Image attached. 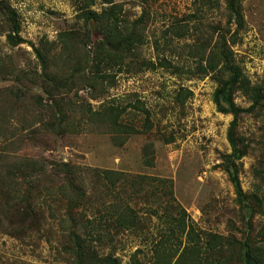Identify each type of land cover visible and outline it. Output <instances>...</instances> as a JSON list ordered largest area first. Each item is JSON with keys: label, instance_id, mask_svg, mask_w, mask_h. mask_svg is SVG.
Segmentation results:
<instances>
[{"label": "rangeland", "instance_id": "1", "mask_svg": "<svg viewBox=\"0 0 264 264\" xmlns=\"http://www.w3.org/2000/svg\"><path fill=\"white\" fill-rule=\"evenodd\" d=\"M117 1L123 3L129 21H135L147 12L148 43L142 49L141 58L117 77L104 97L93 100L88 98L89 92L79 90L63 102L68 108L70 103L88 101L97 109L111 99L140 100L150 112L152 130L146 131L145 123L141 121L140 127L146 134L134 135L123 147H118L110 135L98 130L85 134H58L37 126L21 135L23 144L17 154L46 164L51 175L57 173L54 164L59 162L84 170L93 202L75 210L80 220L85 219L84 212L88 215L96 213L100 205L102 181H97L96 169L126 173L131 179L128 184L139 175L167 181L164 185L147 182L143 191L147 195L134 198L132 206L140 218L137 228L128 231L112 228V240L98 247L103 255L115 253L124 264L138 250L143 263L151 261L149 246L159 238L166 225L152 216L148 208L149 205H154L151 209L158 205L170 207L171 200L165 196L170 190L199 228L238 240L254 239L264 222V104L239 119L236 140L246 153L236 162L241 189L247 196L241 204L230 176L225 172V157L232 154L228 131L234 116L217 110L213 97L218 83L212 75L203 77L193 73L194 61L187 55L179 66L173 61V67L147 70L151 67L147 66L149 63L156 64L163 56L172 59L171 50L165 47L158 50L155 42L162 39L169 26L192 16L199 6L198 0ZM5 3L19 15V35L25 42L18 46H12L7 39L9 26ZM221 3L220 7L206 9L207 25L215 22L223 27V0ZM83 4V0H0V59L7 62L6 69L9 71L8 63L14 60L13 70L18 66L26 75L33 73L36 69L34 48L39 47L41 41L55 43L60 32L71 27H84L78 19ZM242 5L246 29L240 32L242 39L234 46L236 59L252 84L264 92V0H242ZM207 28L193 31L186 43L206 37L199 35L209 33ZM93 39L100 37L93 33ZM184 44L177 43L180 48ZM142 63L145 66L141 68ZM175 67L181 74H175ZM181 88L193 93L184 106L175 101ZM10 92L18 98L27 97L29 93L43 94L41 88L32 86L22 74H0V113L6 116L13 115L14 109H17L15 114L26 110V107L15 105V96L12 103L5 104ZM235 104L243 109L252 106L240 92L235 94ZM131 113L141 115L134 109ZM147 145H151L154 153L153 166L144 164ZM128 184L124 190L113 191L106 201H125ZM38 199L41 222L33 230L20 235L15 230L20 229L18 225L3 228L0 223V264H71L66 250L68 232L62 228L67 211L65 202L59 197L49 198L46 192ZM10 218L17 222L24 220L16 213H11Z\"/></svg>", "mask_w": 264, "mask_h": 264}, {"label": "trees", "instance_id": "2", "mask_svg": "<svg viewBox=\"0 0 264 264\" xmlns=\"http://www.w3.org/2000/svg\"><path fill=\"white\" fill-rule=\"evenodd\" d=\"M221 2L198 0L199 6L192 16L169 26L162 39L155 44L158 50L162 47L171 50L172 59L163 56L158 63H149L147 66L151 67L147 70H156L159 66L173 67V61L179 66L187 55L194 61L193 73L203 77L212 75L218 83L213 97L217 110L234 116L228 131L232 154L225 157V172L230 176L242 204L247 196L241 189L236 162L246 153L236 140L239 119L264 104V92L252 84L236 59L234 46L242 39L240 32L246 29L242 0H223V27L215 22L207 25L206 9L220 7ZM83 3L78 19L84 27H71L60 32L55 43L41 41L39 47L34 48L36 69L33 73L26 75L18 66L13 70L14 60L8 63V71L7 62L0 59L1 75L22 74L24 80L41 88L44 94L29 93L27 97L18 98L10 92L9 101L5 104L12 103L15 96V105L26 107V110L15 114L17 109H14L11 116L0 113V223L3 228L18 225L20 229L15 230L20 235L36 228L41 222L36 201L46 192L49 198L59 197L67 207L62 228L68 232L66 250L71 264H124L115 253L103 255L98 247L112 240V228L122 231L137 228L140 218L132 206L134 198L145 194L143 191L147 182L164 185L167 181L139 175L128 184L131 179L126 173L96 169L95 177L97 181H102V196L98 198L100 205L96 213L88 215L86 211L85 219L80 220L75 210L93 202L84 170L59 162L54 164L57 173L51 175L46 164L17 154L23 144L21 135L37 126L58 134H85L98 130L110 135L113 144L118 147H123L130 137L152 130L150 112L140 100L125 102L111 99L97 109L88 101L70 103L68 108L65 106L63 101L74 91H87L88 98L93 100L107 95L117 77L130 70L141 58L142 49L148 43L147 12L139 19L129 21L125 17L123 3L117 0H83ZM6 5L7 39L12 46H18L25 42L19 35V15ZM206 26L209 33L199 35L206 37L186 43L193 36V31ZM93 33H97L100 39L94 40ZM181 42L185 44L180 48L177 43ZM162 53L165 54V51L162 50ZM143 66L145 63L141 64V68ZM175 72L181 74L176 67ZM239 92L252 102L250 108L243 109L235 104V94ZM191 96L192 91L181 88L175 101L184 106ZM133 109L141 115H132ZM141 121H144L146 131L140 127ZM143 158L146 166H153L151 145L144 149ZM127 184L129 193L125 201L119 198L116 202L106 201L113 191L124 190ZM165 196L171 200L170 207L158 205L151 209L154 205H149L148 208L152 216L166 225L159 238H155L149 246V264H245L247 253L257 264H264V222L254 239L243 241L230 238L199 228L178 203L172 190L165 192ZM11 213L20 215L24 220L17 222L9 219ZM139 253L140 250L136 251L127 264H145L139 259Z\"/></svg>", "mask_w": 264, "mask_h": 264}, {"label": "water", "instance_id": "3", "mask_svg": "<svg viewBox=\"0 0 264 264\" xmlns=\"http://www.w3.org/2000/svg\"><path fill=\"white\" fill-rule=\"evenodd\" d=\"M245 264H257V263H256L255 259H253L249 253H247Z\"/></svg>", "mask_w": 264, "mask_h": 264}]
</instances>
